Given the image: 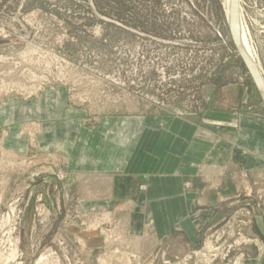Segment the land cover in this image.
I'll return each mask as SVG.
<instances>
[{
	"label": "rangeland",
	"instance_id": "1",
	"mask_svg": "<svg viewBox=\"0 0 264 264\" xmlns=\"http://www.w3.org/2000/svg\"><path fill=\"white\" fill-rule=\"evenodd\" d=\"M227 2L0 0V107L61 88L89 126L103 116L262 123L264 98L239 54ZM239 4L264 80V0ZM5 132L0 264H264V172H240L233 204L191 241L178 231L135 236L126 220L96 217L110 211L89 203V177L40 148L37 123L19 132L25 151L7 150Z\"/></svg>",
	"mask_w": 264,
	"mask_h": 264
},
{
	"label": "crops",
	"instance_id": "2",
	"mask_svg": "<svg viewBox=\"0 0 264 264\" xmlns=\"http://www.w3.org/2000/svg\"><path fill=\"white\" fill-rule=\"evenodd\" d=\"M229 121L234 127L171 116H103L89 126L61 88L0 107L7 150L25 151L19 132L37 123L40 148L89 177V203L126 220L135 236L151 231L170 239L178 231L190 241L233 204L240 172H264V122L235 127L236 116Z\"/></svg>",
	"mask_w": 264,
	"mask_h": 264
},
{
	"label": "bare ground",
	"instance_id": "3",
	"mask_svg": "<svg viewBox=\"0 0 264 264\" xmlns=\"http://www.w3.org/2000/svg\"><path fill=\"white\" fill-rule=\"evenodd\" d=\"M233 10H234V0H228V2H227V11H228V19H229L230 25L233 23V15H234L233 14ZM235 35H236L237 43H238L240 49L242 50L243 54L245 55V57L247 58V60L251 64L252 68L257 72V74L259 75L260 79L263 80V76L260 73L259 69L256 67L255 62H254L255 61L254 58H252V57H254L253 54L251 53L252 47L248 43V39L246 37L247 34L245 32V29H244V26H243V23H242V17H241V15L239 13H238L237 19H236ZM257 85L259 87L261 95L264 98V87H263V84H261V82H260L259 84L257 83ZM107 184H108V182H107ZM106 187H107V185H106ZM85 194H86V189H84V192H83V195H85ZM96 217L100 218V220H104V221L109 220L110 221V220H112V213L108 212V213H105V214H103L101 216L99 215V216H96ZM113 248H114V246H113Z\"/></svg>",
	"mask_w": 264,
	"mask_h": 264
},
{
	"label": "water",
	"instance_id": "4",
	"mask_svg": "<svg viewBox=\"0 0 264 264\" xmlns=\"http://www.w3.org/2000/svg\"><path fill=\"white\" fill-rule=\"evenodd\" d=\"M238 5H239V0H234V10H233V23L231 24V30L233 32L234 35V40L235 43L237 45L239 54L245 64V66L247 67V69L249 70V72L252 74L253 78L255 79V81L259 84L261 82V84H263L264 87V81L260 79L259 75L257 74V72L252 68L251 64L249 63V61L247 60V58L245 57V55L243 54L242 50L240 49L237 40H236V35H235V28H236V19H237V15H238Z\"/></svg>",
	"mask_w": 264,
	"mask_h": 264
}]
</instances>
